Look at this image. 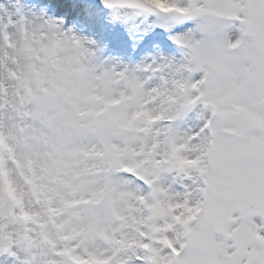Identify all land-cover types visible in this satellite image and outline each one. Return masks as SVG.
I'll use <instances>...</instances> for the list:
<instances>
[{
    "label": "snow or ice",
    "instance_id": "obj_1",
    "mask_svg": "<svg viewBox=\"0 0 264 264\" xmlns=\"http://www.w3.org/2000/svg\"><path fill=\"white\" fill-rule=\"evenodd\" d=\"M103 3L191 25L179 59L0 16V264H264V0Z\"/></svg>",
    "mask_w": 264,
    "mask_h": 264
},
{
    "label": "rangeland",
    "instance_id": "obj_2",
    "mask_svg": "<svg viewBox=\"0 0 264 264\" xmlns=\"http://www.w3.org/2000/svg\"><path fill=\"white\" fill-rule=\"evenodd\" d=\"M74 2H83L86 5L84 10L80 12L87 13L92 10L94 15L92 18L86 20L87 24H91L94 34L82 32L85 28V24L82 25L80 33L74 32L71 28L73 35L80 39L84 46L89 49L87 43L97 49H101L103 44L109 43L112 47L107 51L117 58L113 62L112 67L120 68L121 71L127 70L129 73L134 72L137 68H141L139 63L135 62L130 67L132 60H135L138 56H145V66L154 65L161 60H177L179 59V53L176 46L173 44L170 37L175 34H180L191 27L189 24L173 25L168 30L160 27L161 21L153 15H139L132 16L131 13H127L122 10L120 13H116L111 9H105L102 7H91L89 3L83 0H70ZM22 6L25 12L37 13L41 10L45 4L52 5L54 8H58V0H0V16H5L9 13H14L15 8L13 5ZM90 8V9H89ZM130 16V19H125V16ZM63 21V20H62ZM92 21V23H91ZM102 32V34H100ZM95 36V37H94ZM106 47L105 45H103ZM111 49V50H109ZM94 51V50H90ZM94 53V52H93ZM95 55L93 57V63ZM97 65V64H96ZM105 67V65H104ZM107 68V67H105ZM119 69L117 71H120ZM141 76H148L149 73H136ZM156 83L155 78L149 80V84Z\"/></svg>",
    "mask_w": 264,
    "mask_h": 264
},
{
    "label": "bare ground",
    "instance_id": "obj_3",
    "mask_svg": "<svg viewBox=\"0 0 264 264\" xmlns=\"http://www.w3.org/2000/svg\"><path fill=\"white\" fill-rule=\"evenodd\" d=\"M38 2H42V0H37ZM57 1V0H56ZM59 6L58 8H54L52 5H44L43 7H41V10L39 12H37L36 14H40L41 12H43V14L46 17H50L52 19L58 20V21H62V28L64 31H68L69 28H71L72 30H74V32L80 33V29L82 28V25L85 24V28L83 29L82 32H86L89 33L91 35L94 34L93 32V27L92 25L89 23H86V20L88 18H92L94 15V12H92V10L90 9L89 12L84 13L80 12V10H84L86 5L83 2H74L72 3L70 0H58ZM92 23V21H91ZM72 33V32H71ZM73 34V33H72ZM102 34V32L100 33ZM95 37V36H94ZM103 45H105L106 47H104ZM101 46V49H97L96 45L95 48L92 46V44L87 43V46L89 47V50H94L93 54L95 55V59L94 62L97 65H102L104 67H112L113 62L117 60V58H115L113 56V54L111 55L109 53V51H107L108 48H111L112 46L109 43L103 44ZM111 50V49H109ZM145 56L141 55L138 56L135 60H132L129 67L134 64L135 62L139 63L141 61L140 67H145ZM136 64V63H135ZM115 68V67H112ZM116 70H120L119 66L118 68H115ZM121 71V70H120Z\"/></svg>",
    "mask_w": 264,
    "mask_h": 264
},
{
    "label": "water",
    "instance_id": "obj_4",
    "mask_svg": "<svg viewBox=\"0 0 264 264\" xmlns=\"http://www.w3.org/2000/svg\"><path fill=\"white\" fill-rule=\"evenodd\" d=\"M90 1L93 3H99V4L104 5L103 0H90Z\"/></svg>",
    "mask_w": 264,
    "mask_h": 264
}]
</instances>
